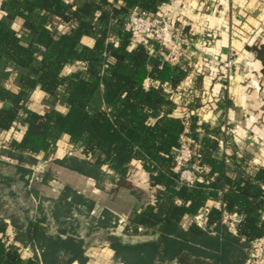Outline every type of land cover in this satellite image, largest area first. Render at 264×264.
<instances>
[{"label": "trees", "instance_id": "obj_1", "mask_svg": "<svg viewBox=\"0 0 264 264\" xmlns=\"http://www.w3.org/2000/svg\"><path fill=\"white\" fill-rule=\"evenodd\" d=\"M168 1L1 3L0 76L13 77L17 90L0 83V101L10 103L0 111V135L15 122L25 126L22 137L9 144L16 151L12 165L18 179L26 183L24 176L30 170L23 164L54 151L64 136V149L74 147V152L54 159L55 164L93 179L98 189H104L107 181L109 191L124 187L136 196L138 188L131 177L141 169L151 194V201L134 211L123 229L126 235H156L138 243L111 234L118 218L106 209L92 217L95 201L67 185L48 217L12 218L14 241L38 246L42 264H84V242L77 233L81 214L86 218V234L106 233L112 264H242L252 240L264 238V165L253 176L229 169L226 159L234 162V156L225 157L218 148L219 124L199 122L201 106L193 105L196 101L171 97L180 92L186 77L198 87L202 76H190L191 68L182 59L175 65L167 63V46L164 55L157 48L133 46L123 29L132 10L156 17L161 15L159 6ZM14 20H20L19 28L12 27ZM171 21L185 36L187 29L179 16ZM84 38L92 44H85ZM66 65L73 69L64 75ZM146 78L151 81L147 88ZM37 86L44 101L35 111L29 104ZM176 108L182 109L178 116L173 115ZM186 112L188 120L182 115ZM182 134L191 140L192 162L199 175L190 189L178 184L173 166L172 152ZM43 175L44 182L54 179L51 172ZM8 183L0 180L1 203L9 197ZM200 212L206 218L202 227L192 220ZM224 214L239 216L232 221L234 233L222 223ZM186 218L190 220L183 227ZM10 238L0 219V264L37 263L23 260Z\"/></svg>", "mask_w": 264, "mask_h": 264}, {"label": "crops", "instance_id": "obj_2", "mask_svg": "<svg viewBox=\"0 0 264 264\" xmlns=\"http://www.w3.org/2000/svg\"><path fill=\"white\" fill-rule=\"evenodd\" d=\"M2 1L0 0V17L4 15L1 10ZM66 1L71 3L75 0ZM158 9L161 14L170 17V19L179 16L182 25L188 26V30L193 31L187 33L196 34L194 36H199V30L200 32L211 31L213 42L207 48V52L213 57L223 58L229 50L235 52L236 63L232 79L227 87L229 105L220 112L225 113L232 124V142L235 147L234 150H231L230 156L233 155L235 159L233 158L234 162H232L229 157L230 160H226L225 163L229 169L235 167L245 174L253 176L264 165V0H169L160 5ZM53 24L58 25L59 23L54 22ZM19 26L20 20L12 22V27L19 28ZM59 29H63V27ZM83 42L87 45L92 44V40L89 38H84ZM157 52L164 55L160 50ZM4 69H9V66ZM72 69V65H66L61 73L67 75ZM190 81L191 79L186 77L181 86H188ZM150 82L149 78H146L143 83L144 87L147 88ZM0 83L12 91L17 90V85L11 76H0ZM218 84L217 81H212L209 77L203 80L204 88L210 89L214 94L220 91ZM30 99L29 107L37 111L40 108V103L44 101V93L39 86L33 90ZM219 104V101L218 103L216 101V105ZM9 107L10 103L0 101V111H5ZM57 109L65 111L62 106ZM209 109L201 106L199 122L214 123L215 115L209 111L213 113L212 110L215 108ZM181 110L176 108L173 115H180ZM217 115L218 113H216ZM24 130L25 126L22 123L15 122L0 136L9 140L19 139ZM65 147V137L62 136L57 141L54 151L47 155H38L34 163H24V167L30 170V173L24 176L26 183L18 179L15 167L12 165L16 162L12 158V154L16 151L9 148L0 152V180L9 182L7 185L9 197L4 203L0 202V219L6 226L7 235L12 238L10 242L18 247L22 259H36V264H42L41 250L38 246L14 241L13 237L17 231L12 223V218L24 221L27 217L35 214L38 218L46 215L48 217L54 201L59 197L64 185L95 201L90 212L92 217L100 216L103 209L113 213L118 218L117 226L110 233L120 237L123 242L138 243L154 239L156 235H126L123 233L128 217L134 211H140L151 201L150 190L146 188L145 173L139 169L131 177L133 184L138 188L139 196L124 187L109 191L111 184L107 181L104 184V189H98L93 179L54 163V159L61 158L71 151L74 152V147L64 149ZM35 168L41 170L42 173L46 171L53 173L54 179L42 183H30L29 178ZM228 216L223 215L222 223L234 233L232 221L237 219V215L233 219ZM195 217L202 219L201 226L196 223ZM85 219L82 214L77 215L80 224L77 233L84 242L83 251L86 258L84 264H112L113 250L108 245L106 233L100 231L86 234ZM205 219L204 213L201 212L192 218L199 227L204 225ZM189 220L190 218L183 220V227H187ZM245 261L246 259L242 264ZM71 264L78 263L74 261Z\"/></svg>", "mask_w": 264, "mask_h": 264}, {"label": "built area", "instance_id": "obj_3", "mask_svg": "<svg viewBox=\"0 0 264 264\" xmlns=\"http://www.w3.org/2000/svg\"><path fill=\"white\" fill-rule=\"evenodd\" d=\"M123 29L128 33L130 43L133 46L140 45L154 50L155 48L161 50L167 46L168 51L164 58L170 65H175L183 59L186 48L190 45L188 39L181 36L180 32L172 26L170 17L164 14L154 17L145 11L132 10L124 22ZM231 63L232 54H229L222 68L230 69ZM219 103L220 107L223 108L222 110H225L227 101H219ZM182 115L185 120H188L189 114L187 112ZM219 129L218 148L225 157H228L231 154L233 142L230 138L231 127L227 119L223 125L219 124ZM9 144V139L0 136V150L8 149ZM194 157L195 152L191 146V140L186 134L180 135L179 145L172 152L173 166L177 170L178 184L184 185L188 189L195 187L199 180V175L192 162ZM43 181L42 171L38 168L33 169L29 182L42 183ZM228 217L233 219L235 215L232 214ZM195 220L198 225L203 224L202 219L195 217ZM244 264H264V238L252 240Z\"/></svg>", "mask_w": 264, "mask_h": 264}, {"label": "rangeland", "instance_id": "obj_4", "mask_svg": "<svg viewBox=\"0 0 264 264\" xmlns=\"http://www.w3.org/2000/svg\"><path fill=\"white\" fill-rule=\"evenodd\" d=\"M187 27L188 26H186L187 30H184L186 33L185 36L182 32H180V35L188 39L190 43V45L186 48V53L182 60L191 68L192 74L190 76L197 77V75H200L202 76V80L198 87H196L191 80L188 86L182 85L178 88V91L180 92L178 93L177 91H174L171 94V97L174 101H196L193 105H199L206 109L210 108L211 110L215 108L212 110L214 111L213 113L209 111L212 115H215L213 117V120L215 121L211 125H223L227 119L231 127L230 138L231 141H233L231 121L225 116V113H220L223 108L219 107L221 105L217 106L216 101L218 103V101H225L228 99L227 87L232 79L236 63L235 52L233 50H229L223 58L213 57V55L207 52V48H209L213 42L211 31L205 30L204 32H200L199 30V36L197 37L194 36L196 34L187 33L190 31L193 32L192 30H188L189 27ZM160 51L164 53L167 50L163 48ZM229 54H232V63L230 69L227 70L226 68H222V66H224V63L227 61ZM207 77L211 78L212 81H217L219 83L218 85L220 87V91H218L217 94L212 93L210 89L208 90L204 88L203 80ZM216 113H218L217 116ZM228 151L230 152V149H228Z\"/></svg>", "mask_w": 264, "mask_h": 264}, {"label": "water", "instance_id": "obj_5", "mask_svg": "<svg viewBox=\"0 0 264 264\" xmlns=\"http://www.w3.org/2000/svg\"><path fill=\"white\" fill-rule=\"evenodd\" d=\"M239 218V216H237V219Z\"/></svg>", "mask_w": 264, "mask_h": 264}]
</instances>
